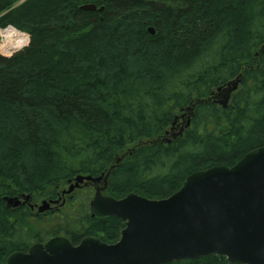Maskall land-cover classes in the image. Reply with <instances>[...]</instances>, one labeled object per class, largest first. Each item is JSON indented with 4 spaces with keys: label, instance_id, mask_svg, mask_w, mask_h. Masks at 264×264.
<instances>
[{
    "label": "trees",
    "instance_id": "1",
    "mask_svg": "<svg viewBox=\"0 0 264 264\" xmlns=\"http://www.w3.org/2000/svg\"><path fill=\"white\" fill-rule=\"evenodd\" d=\"M5 26L28 44L0 45V264L58 235L118 239L123 222L93 216L90 189L62 195L77 175L114 166L104 194L159 199L264 146V0H0ZM188 106V125L162 141ZM22 195L60 205L34 214L7 203Z\"/></svg>",
    "mask_w": 264,
    "mask_h": 264
},
{
    "label": "water",
    "instance_id": "2",
    "mask_svg": "<svg viewBox=\"0 0 264 264\" xmlns=\"http://www.w3.org/2000/svg\"><path fill=\"white\" fill-rule=\"evenodd\" d=\"M81 8L96 7L84 4ZM148 30L153 33L152 28ZM237 84L238 78L217 89L224 92L220 104L226 105ZM112 167L104 176L78 175L63 193L84 181H101L90 208L92 215L114 216L123 222L116 241L86 235L73 244L56 236L27 251L12 252L5 264H164L209 255L223 256L230 264H264V146L247 152L233 165L188 174L176 191L159 199L135 192L121 198L104 195ZM6 200L12 206L21 203L17 197ZM48 208L49 202L42 201L38 211Z\"/></svg>",
    "mask_w": 264,
    "mask_h": 264
},
{
    "label": "bare ground",
    "instance_id": "3",
    "mask_svg": "<svg viewBox=\"0 0 264 264\" xmlns=\"http://www.w3.org/2000/svg\"><path fill=\"white\" fill-rule=\"evenodd\" d=\"M15 30L17 29H15L14 27L12 28V26H6V28L0 31L1 45L4 49L8 51L11 50L12 47H15V46L21 47L24 43V40L21 37L20 38L18 37ZM19 36H20V33H19ZM6 40H7V43L5 42ZM239 79H240V76H238V80Z\"/></svg>",
    "mask_w": 264,
    "mask_h": 264
},
{
    "label": "rangeland",
    "instance_id": "4",
    "mask_svg": "<svg viewBox=\"0 0 264 264\" xmlns=\"http://www.w3.org/2000/svg\"><path fill=\"white\" fill-rule=\"evenodd\" d=\"M21 1H23V0H18V2H21ZM4 28H6V26L5 27H0V31L2 30V29H4ZM13 28V27H12ZM18 30V29H17ZM17 30H15L16 31V33H17V35H18V37L20 38V36H19V32L17 31ZM6 43H7V40L5 41ZM28 44V39H26V42H25V44L21 47V48H19V46H15V47H12V49H15V48H18V49H16V50H14V52H12V54L13 53H15V52H17V51H19L20 49H22V48H24L26 45ZM0 45H1V37H0ZM217 98L218 99H221V95L220 94H218L217 95ZM185 116V119L184 120H181V119H179V123H180V125L182 124H184L185 123V120L187 119V114H185L184 115ZM179 129V127L177 126L175 129H173L171 132H175V131H177ZM167 136H170V132H168L167 133ZM121 155V154H120ZM101 185V184H100ZM67 188V185H66V187L64 188V189H66ZM86 189H90V191H92V193L94 192V189H93V186H89V185H87V186H82V187H80V188H78V189H75V191H76V193H78V194H82L83 193V191H85ZM62 201V200H61ZM59 202H60V199H59ZM64 203V202H63ZM38 205H41V201L40 202H38L37 203ZM60 204L57 202V203H51L50 204V206H51V210L52 209H56L57 208V206H59ZM31 211L34 213V214H38V211H37V208H34V209H31Z\"/></svg>",
    "mask_w": 264,
    "mask_h": 264
},
{
    "label": "flooded vegetation",
    "instance_id": "5",
    "mask_svg": "<svg viewBox=\"0 0 264 264\" xmlns=\"http://www.w3.org/2000/svg\"><path fill=\"white\" fill-rule=\"evenodd\" d=\"M179 119H181V120H184L185 119V116H183V117H180ZM88 182H86V184H87ZM83 184H85V183H82V185ZM90 185V184H89ZM99 185V184H98ZM90 186H93V189H95V187L97 186V185H90Z\"/></svg>",
    "mask_w": 264,
    "mask_h": 264
}]
</instances>
